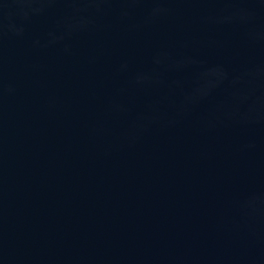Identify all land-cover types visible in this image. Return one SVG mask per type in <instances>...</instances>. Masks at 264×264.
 Returning <instances> with one entry per match:
<instances>
[{
    "label": "water",
    "instance_id": "1",
    "mask_svg": "<svg viewBox=\"0 0 264 264\" xmlns=\"http://www.w3.org/2000/svg\"><path fill=\"white\" fill-rule=\"evenodd\" d=\"M0 264H264V0H0Z\"/></svg>",
    "mask_w": 264,
    "mask_h": 264
}]
</instances>
